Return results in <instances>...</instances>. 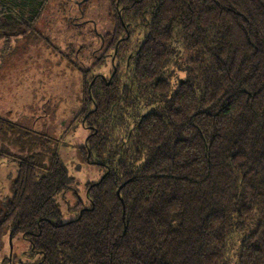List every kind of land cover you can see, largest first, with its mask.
Masks as SVG:
<instances>
[{
    "label": "trees",
    "instance_id": "16d2710c",
    "mask_svg": "<svg viewBox=\"0 0 264 264\" xmlns=\"http://www.w3.org/2000/svg\"><path fill=\"white\" fill-rule=\"evenodd\" d=\"M127 1L118 14L110 0V17L114 41L127 27L128 61L118 54L90 95L82 75L77 119L96 109L78 152L107 173L75 219L56 199L70 180L53 140L0 119L1 143L20 153L1 144L17 172L0 251L6 236L29 246L26 262L0 264H264V0ZM25 26L0 12V40L29 37Z\"/></svg>",
    "mask_w": 264,
    "mask_h": 264
},
{
    "label": "rangeland",
    "instance_id": "374dc122",
    "mask_svg": "<svg viewBox=\"0 0 264 264\" xmlns=\"http://www.w3.org/2000/svg\"><path fill=\"white\" fill-rule=\"evenodd\" d=\"M80 2L84 0H44L40 2L42 7L35 1L0 9L27 24L31 33L26 38L0 40V119L44 133L53 140L52 146L70 180L68 191L56 197L64 222L76 218L79 204L81 209L88 207L85 187L102 176L79 155L78 148L84 144L87 132L78 122L69 126L80 107L82 76L77 69L83 67L69 47L76 51L80 44H88V20L96 23L99 33L110 32L113 26L108 0H87L81 4L85 15L79 19ZM1 137L0 130V148L2 144L10 155L19 156L17 147L1 143ZM16 172L8 155L0 156V204L11 195ZM28 248L20 236L9 240L6 236L0 259L9 253L18 262H26Z\"/></svg>",
    "mask_w": 264,
    "mask_h": 264
},
{
    "label": "flooded vegetation",
    "instance_id": "af4514ba",
    "mask_svg": "<svg viewBox=\"0 0 264 264\" xmlns=\"http://www.w3.org/2000/svg\"><path fill=\"white\" fill-rule=\"evenodd\" d=\"M87 0H84L83 3H85ZM109 4H110V0ZM120 0H116V11L118 14H120L123 12L124 9L126 8H130V6L128 7H123L120 6L119 3ZM139 0H128L127 3L125 4H133L138 2ZM82 2H80L79 4H77V8L79 10V19L84 17V12L82 11L81 8V4H83ZM112 8L110 7V14L112 13ZM87 20V19H86ZM85 22H82V24H74V26L76 27L77 25H85ZM88 24L90 28L87 31L86 37L87 38V42L88 44H80V46L76 49L75 51V59L76 61L79 62L80 65H82L83 67L81 68V70L83 72L81 73H85V74H81V76H85L87 78H89V84L87 86V90L86 93L88 95L91 94V87L93 86V84L95 83V80L99 79V83L104 84L106 87L109 86V84L111 83L113 77L115 76V74L117 73L116 67H115V61H116V57L121 56L122 58L125 56L126 57V62L128 61L129 57H130V47L127 43V40L129 38V32L127 30V27L125 26L124 23H121V28H122V32L121 31H117V39L114 41V30H115V26H112L111 31L110 32H106V33H99L98 30V26H96V23L92 20H88ZM81 23V22H80ZM121 44L120 49H118L119 45ZM98 64H100V66H98ZM81 94H80V98H79V104L80 107H82V103L84 102V105L86 104L87 106L88 104V100L85 101L84 95H85V91L83 88L84 82L85 80H83V77L81 78ZM90 100V105H92V99L91 96H88V98ZM94 106V105H92ZM96 109V107L90 109L88 111V113L86 114V116L90 113H93V111ZM78 116V109L75 111V115L74 118L71 120L69 126L73 123V122H78L81 126L82 129L87 132V138L84 142V144L86 143L88 137L91 135L93 128L89 127V126H85L84 125V120L86 118V116L83 117V119L78 120L77 119ZM64 125V122H62V126ZM27 128V127H26ZM87 164L92 165L94 167H96L98 169V163L96 162H90L89 161V155L86 158ZM99 170V169H98ZM101 172V171H100ZM107 173V172H106ZM106 173H102L101 178L99 179V181H97L96 183H100L104 177L106 176Z\"/></svg>",
    "mask_w": 264,
    "mask_h": 264
},
{
    "label": "crops",
    "instance_id": "0c3cea01",
    "mask_svg": "<svg viewBox=\"0 0 264 264\" xmlns=\"http://www.w3.org/2000/svg\"><path fill=\"white\" fill-rule=\"evenodd\" d=\"M32 1H38V2H43L44 0H32Z\"/></svg>",
    "mask_w": 264,
    "mask_h": 264
}]
</instances>
